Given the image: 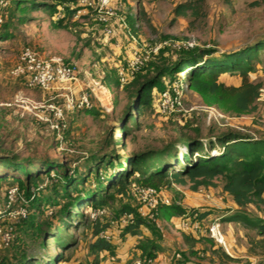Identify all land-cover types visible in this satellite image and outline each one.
<instances>
[{"label":"rangeland","instance_id":"rangeland-1","mask_svg":"<svg viewBox=\"0 0 264 264\" xmlns=\"http://www.w3.org/2000/svg\"><path fill=\"white\" fill-rule=\"evenodd\" d=\"M9 1L11 4L2 28L9 33V37L0 40V156L8 155L17 161L46 159L49 164L55 165L49 174L41 173L32 186L41 187L36 196L41 205V213L28 206L29 215L34 217L33 223L43 224L50 221L54 213L56 214L54 225L58 227L60 224L57 220L59 218L57 212L65 201L59 187L61 178L57 170L61 163L71 169L79 167L84 172L85 159L91 153L101 156L114 152L122 160L129 154L160 149L169 144H175V154L179 157L185 151L178 142L181 134L200 137L202 143H206L204 139L210 135V132L215 134L226 130L244 133L254 140L264 138V49L253 54L250 65L249 78L259 82L262 89L261 100L257 101L255 112L238 114L229 97L221 93H210L207 89L190 88L186 83V73L182 71L165 82L168 88L174 85L182 92L180 105H177L174 112L168 115L157 114L156 105L159 95L154 94L153 107L143 111L138 117L137 124L134 125L132 121H128L126 131L121 129L123 126L121 118L131 93L133 79L135 81L154 75L159 68L172 64L180 54L186 51L204 49L222 55L245 45L264 43V0H204L201 13L197 17H175L173 14V8L178 3L189 0H112L110 7L119 15L129 17V22L136 30L139 43L142 45V55L147 57L145 65L125 85L118 82L117 72L126 65L130 43L126 38L125 30L118 24H113L114 35H106L105 25L98 21L92 8L98 0H87L92 3L89 7L78 2L76 7L80 13L76 12L70 20L64 19L60 28L57 19L64 11L63 7L53 0L45 2L56 4L57 12L54 16L51 17L47 12L36 10L27 12L26 20H21L22 11L14 10V0ZM137 2L145 9L147 21L136 19ZM163 42L167 44L157 53L150 51L151 48ZM179 43H185L184 45L187 46L173 47V44ZM24 47L32 48L44 58L59 57L64 62L74 63L78 71V81L90 96L92 111L68 113L67 131L60 136L48 129L27 108L36 103L61 104L62 97L53 101L35 102L31 97H40L41 90L28 88L24 79H14L9 75V70L18 61ZM205 81L209 85L210 80L205 79ZM217 82L225 86L237 85L240 78L236 72L224 73L218 77ZM4 103L13 105H2ZM129 113L131 116L136 114L135 111ZM41 165L44 164H32L28 166V171L33 172L38 167H44ZM176 167L178 164L175 165ZM215 184L220 185L219 179L215 180ZM11 185H17V183L12 179L0 183V210L4 204L6 187ZM189 185H172L163 188L161 197L168 198L170 202L183 203L189 209L196 210L207 207L198 199L209 193L212 197L220 198L223 203L230 200V197L220 190L216 191L207 187H200L198 190L201 191L191 193ZM121 200L128 201L133 206L138 205V211H141V204L136 198ZM118 204L116 201L109 204L110 208L107 207L104 215L106 219L103 221L109 222L110 227L107 231L112 237V242L116 241L117 246L122 245L123 249L128 251L127 240L120 237L117 221H109L111 211ZM92 211L87 207L84 214L90 216ZM223 211H229V208L225 207ZM244 211L250 219L257 216L264 219V204L258 208L248 207ZM154 219V227L162 238L160 242L162 240V243L174 242L175 255H181V247L184 248V246L177 243L181 233L175 225L178 224L177 221L173 225L161 218ZM209 220L208 218L207 221ZM76 224L75 222L74 226ZM8 226L12 228L14 242L10 249L0 253V258L9 256L14 259L18 254L25 253L29 257L40 258L43 264L50 258L58 259L60 255L63 258L56 264H89L93 258L88 253L90 232L81 225L69 229L66 235L61 229L64 241L71 242L70 247L66 249L56 244L53 239L45 241L44 249L40 244L39 235L29 228V224L13 223ZM141 230L151 235L150 230L145 226L141 227ZM222 230L225 237L229 234L233 238L231 243L227 240L230 254H233L232 244H236L239 250L247 245L246 240L243 243L241 234L249 237L255 235L242 223L223 221ZM167 243L163 250H169ZM139 255H135L131 262L139 259ZM239 255L242 253L239 252ZM163 257L168 259V253L160 256L157 261L155 257L152 264L164 261L163 259L166 258ZM246 262V258H240L235 263L248 264Z\"/></svg>","mask_w":264,"mask_h":264},{"label":"trees","instance_id":"trees-1","mask_svg":"<svg viewBox=\"0 0 264 264\" xmlns=\"http://www.w3.org/2000/svg\"><path fill=\"white\" fill-rule=\"evenodd\" d=\"M45 1L14 0V10L22 11L21 20L27 19V12L36 10L47 12L52 17L57 12L56 4H60L64 11L57 19L60 28L64 19L70 20L76 14V5L79 0H53L56 4ZM203 1L189 0L178 3L173 8V14L175 17H197L201 13ZM10 4L9 1V6ZM121 16H123L130 31L136 35V30L129 22V17L126 15ZM136 19L148 20L147 13L139 2H137ZM5 22L0 26V40L9 37V33L2 29ZM261 49H264L263 42L252 46L245 45L222 55L204 49L190 50L180 54L172 64L159 68L154 75L135 81L133 79L131 93L128 96L121 118V122H123L121 129L126 131L128 121H132L134 125L137 124L138 117L143 111L148 107H153L154 96L169 89L165 82L182 71L186 73V83L190 88L207 89L210 93H221L229 97L232 99L234 109L238 114L255 112L261 84L250 80L249 72L253 54ZM232 72L239 75L240 82L237 85L225 86L217 82L221 74ZM205 79L210 80L209 85ZM82 111L90 113L92 108ZM132 111L136 112L133 116L129 113ZM66 131L67 127L63 133ZM180 136L178 142L185 151L179 157L175 154V144H169L160 149L129 154L122 160L114 152L101 156L91 153L85 159L84 172L79 167L71 169L61 163L57 170L61 178L59 187L65 201L60 205L57 212L59 214L57 220L60 222L58 227L54 225L56 222L54 220L56 214L54 213H52L50 221L43 224L33 223L34 217L29 215L28 208L30 205L32 208L37 209L38 213H41V205L36 197L39 189L32 186L41 176V173L49 174L55 165L49 164L46 159L17 161L14 157L8 155L0 156V183L12 179L17 185L9 187L17 186L27 200L30 199L33 194L32 190H34V197L26 206L27 216L20 219L18 224H29V228L39 235L40 244L43 245L44 249L47 239H53L56 244L61 245L64 249L69 248L71 242H65L63 236L66 235L69 229L81 225L90 232L88 253L93 258L89 264H100V254L102 252L114 253L115 245L112 240L100 236L101 232H108L110 225L108 221H103L106 219L104 215L95 219L85 215V208L88 207L93 211H107L109 204L115 201L118 202V206L111 211L109 221H118L124 214L131 216L130 223L124 227L119 226V234L123 238L127 234L140 235L141 227L144 226L150 230L151 237H142L135 248L140 251V259L153 260L156 257V251L160 248V240L162 239L154 227L153 222L155 219L149 220L142 217L138 211V205L133 206L128 201L123 202L121 199L128 200L130 197L137 199L135 195L137 187L149 186L162 190L172 185L185 186L190 184L191 191H197L200 187H218L215 180L219 179L221 192L226 193L237 208L229 216L215 215L214 217L220 216L221 224L223 221L242 223L245 228L251 229L255 233L254 237L244 236L247 243V254L257 257L264 256V219H261L260 216L250 219L244 211L248 207L258 208L264 204V138L254 140L244 133L233 130L215 134L210 132V135L204 139L206 143H202L200 137L195 138L183 134ZM35 163L44 164L41 165L44 167H38L33 172H29L28 166ZM177 164L178 167L175 168ZM185 214L197 215L198 220L207 221L209 212L185 209L179 203L170 202L168 205H158L154 216L168 221L173 217H179L181 220ZM30 217L31 220L29 221ZM75 222L77 224L74 226ZM51 229L53 230L49 231ZM61 229L65 231L62 236ZM180 231L190 253L195 252L192 249L197 243H210V248L216 245L207 235L194 236L182 231L181 228ZM13 242L7 249L13 246ZM216 246L217 248L212 250L211 253L216 255L220 264L234 261L232 257L225 253L222 247ZM180 254L181 258L186 257L185 253ZM62 258V255L58 256V259L50 258L44 264H56ZM173 259V264L187 262L186 258L182 260L175 255ZM188 263L207 264L204 259L198 262L188 261ZM0 264L43 263L40 258L29 257L25 253H20L14 259L9 256L0 258Z\"/></svg>","mask_w":264,"mask_h":264},{"label":"built area","instance_id":"built-area-1","mask_svg":"<svg viewBox=\"0 0 264 264\" xmlns=\"http://www.w3.org/2000/svg\"><path fill=\"white\" fill-rule=\"evenodd\" d=\"M112 0H98L97 4L92 7L96 14L98 21L105 25L106 35L115 33L113 24H118L123 27L128 39L129 57L126 60L124 68H120L117 72L118 81L121 85L128 84L135 76V74L145 65L147 57L142 55V45L139 43V37L134 35L126 25L123 16L119 15L115 9L110 7ZM83 6H92V3L87 0H79ZM9 7L8 0H0V26L5 21L7 9ZM80 13L79 10H77ZM110 22V23H109ZM109 23V24H108ZM167 42L157 45L150 49L151 52L157 53L162 46ZM173 44L175 48L186 47L187 45ZM190 46V44H188ZM9 75L14 78H22L25 85L31 89H39L41 91H50L54 89H61L63 92L59 95L62 97L61 104L49 102L48 104H34L27 109L48 129L55 132L58 136L66 129V116L68 113L82 111L84 109H91L92 103L89 94L79 87L74 89L73 85L78 83V71L74 63L64 62L59 57L44 58L39 56L32 48L24 47L20 54L18 61L9 70ZM262 89L259 90L257 101L261 100ZM182 92L179 87L172 85L169 89L159 94L158 103L156 105V113L159 115H168L174 112L177 105H180ZM264 101V100H263ZM2 105L12 106V103H4ZM44 111H43V110ZM35 110V111H34ZM38 187L37 189H40ZM30 199L27 200L20 192L17 186L8 187L4 192V204L0 210V253L7 249L14 240L12 228L8 225L15 224L20 219L27 216V204L33 199L34 190ZM162 190L153 187H137L135 195L141 204L142 217L155 218L158 205H168L170 203L168 198L161 197ZM209 194L205 198H209ZM105 210L92 211L90 218L95 219L105 215ZM131 222V216L124 214L117 224L124 227ZM182 231L192 234L194 236L207 235L214 243L225 251L226 254L231 255L226 237L222 230L221 217L217 216L209 221H200L197 215L190 216L185 214L180 223ZM101 237L107 240H112L108 232H101ZM131 264H152V260L137 259Z\"/></svg>","mask_w":264,"mask_h":264},{"label":"crops","instance_id":"crops-1","mask_svg":"<svg viewBox=\"0 0 264 264\" xmlns=\"http://www.w3.org/2000/svg\"><path fill=\"white\" fill-rule=\"evenodd\" d=\"M74 89L77 90L79 87H81V83L78 81V83H75V85H73ZM63 92V90L61 89H54V90H50V91H40L41 96L40 97H36V98H32L31 99L35 102L38 101H53L57 98H59L60 94ZM40 98V99H37ZM211 189H216V191L220 190V187H209ZM201 190H198L197 192H199ZM191 193H196V191H190ZM221 192V190H220ZM210 194V193H209ZM224 195L228 196L226 193H223ZM210 196V195H209ZM229 197V196H228ZM198 200H200V202H202V205L207 206L206 208L202 209L203 211H208L209 215L207 216V218L212 219V217H214L215 215H220V216H224L227 215L229 216V214H231L237 207L236 205L232 202V200H228L226 203L221 202L220 198H216V197H212L210 196L209 198H199ZM182 205L185 209H189L188 206L184 205L183 203L180 204ZM227 207L229 208V211H223V209ZM166 221V220H164ZM177 221L178 224H175ZM169 223H172L173 225L175 224L178 228V230H180V223L181 220L179 217H173L171 219L168 220ZM147 232H149L147 230ZM147 236V237H151L150 234H147L144 230H141V234L140 235H136V236H132V235H125L124 238H126L127 243H128V251H125V249H123L122 245L117 246V242L113 241L112 243L115 245V249H114V253L110 254L109 252L105 251L102 252L100 254V258H101V263L100 264H131V259L135 256V255H139L140 251L138 249H136V245L138 243V241L140 239H142V237ZM241 238L243 239V243L245 241V237L241 234ZM179 241L177 243H180L182 246H184V248L181 247V250L183 253H185L186 257H182V260H184L186 258L187 262H185L186 264H189L188 261H200L201 259H204V262H206L207 264H220L216 255L214 253H211L212 250H214L215 248H217L216 245H214L213 247H209L210 243H197L194 248L192 249L193 251H195L194 253H190L188 250V246L187 244L184 242L181 234L178 237ZM226 240L229 241V243L233 242V238H231V236H229V234L226 235ZM163 241V240H162ZM162 241L160 242V248L156 251V259L155 261L159 260L160 256H164V254L168 253L169 258L167 259V257H163L166 259H163L164 261H159L158 264H173V258L175 255V247H174V242H168L165 241V243H167L168 245V249L170 250H163V247L165 245V243H162ZM227 241V242H228ZM232 252L233 254L229 255L230 257H232L234 259L233 262H228L226 264H236L235 262L240 259V258H246L247 259V263L248 264H256V263H261L264 264V256L262 257H257V256H250L247 254V245L244 246L243 248H241L240 250L237 248L236 244H232ZM132 248V250H131ZM132 253H130V251ZM239 252L242 253V255H239ZM164 253V254H162ZM200 255V258H199ZM177 258H181V255H175ZM201 257H205V258H201ZM158 258V259H157ZM167 260V261H165ZM263 260V261H262ZM263 262V263H262ZM183 263V264H185Z\"/></svg>","mask_w":264,"mask_h":264}]
</instances>
